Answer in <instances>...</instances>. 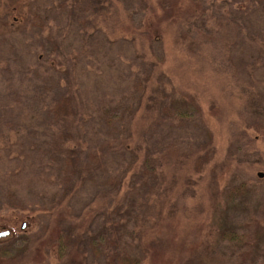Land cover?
Masks as SVG:
<instances>
[{
	"label": "rangeland",
	"instance_id": "1",
	"mask_svg": "<svg viewBox=\"0 0 264 264\" xmlns=\"http://www.w3.org/2000/svg\"><path fill=\"white\" fill-rule=\"evenodd\" d=\"M63 1L0 0V232H8L0 238V264H106L110 251L100 240L107 234L111 250L126 249L139 264H264V238L252 245L221 237V232L241 238L264 230V59L258 56L264 22L256 26L252 18L242 20L244 32L252 35L248 41L225 23L246 16L249 0H103L100 14L87 11L88 0H67L62 6ZM252 5L249 16L259 6L256 18H264V2ZM166 16L182 21L180 33L199 39L195 56L175 45L176 27L160 23ZM155 33L150 51L164 58V79L153 78V90L158 98L159 93L166 96L172 118L140 126L141 113L133 114L140 92L132 90V82L143 77L147 59H139L145 45L136 34ZM47 36L60 42L56 56ZM28 68L37 74L26 76ZM64 70L74 80L85 120L74 142L81 161L97 154L107 176L120 180V186L104 200L98 194L101 186L80 185L59 207L45 212L58 201L59 187L50 171L40 172L38 156L29 153L31 135L39 130L31 125L38 111L29 113L21 103L41 81L50 88L43 95L55 98ZM179 115L189 119L180 123ZM109 124L113 135L105 133ZM206 128L214 147L207 169L193 174L184 168L167 193L158 189L159 173L141 177L148 168L145 145L152 152L165 144L173 152L196 148L206 142ZM127 134L131 148L123 150L118 145ZM136 146L142 150L133 160L130 150ZM174 172L170 168L167 174ZM189 175L193 191L185 192ZM241 186L243 194L231 197L229 191ZM8 195L33 213L9 210ZM21 214L24 219H13ZM93 240L95 253L88 245Z\"/></svg>",
	"mask_w": 264,
	"mask_h": 264
},
{
	"label": "trees",
	"instance_id": "2",
	"mask_svg": "<svg viewBox=\"0 0 264 264\" xmlns=\"http://www.w3.org/2000/svg\"><path fill=\"white\" fill-rule=\"evenodd\" d=\"M64 0L61 5L63 6V3H65ZM87 7L89 10H87V7L85 5V8L87 11H91V14H100L102 12V3L103 0H88ZM143 1L144 0H139ZM176 1V0H175ZM255 0H249V4L247 7V15H241L239 14L236 16L237 19H235V23L232 21H225L222 19L220 21L223 24V21L228 24L233 30V32L237 35L239 33H242L245 35V37L251 40L252 35L250 36V33H245L243 30L242 20H248L252 18L253 20L251 22H255L256 26H259L261 22H264V18L262 14H259V18H256L258 16V7L255 8L253 14L249 16L251 12V7H253L252 3ZM264 2V0H261ZM186 3H188V0H186ZM74 2L70 1L71 11L69 9L68 13L70 12L72 15V12L75 10L73 9ZM259 4V3H258ZM257 5V4H256ZM184 8V6H183ZM250 8V9H249ZM84 11V10H83ZM82 11L80 12V14ZM171 16H166L163 19H160V23L165 22L167 26H175L176 29L178 27H181L182 21H176L174 18H170ZM232 22V23H231ZM89 23V20L86 21V24ZM224 25V24H223ZM223 25L220 24L221 27ZM43 26V24H42ZM225 27V26H224ZM157 32L163 35V28L160 29V26L156 28ZM180 29L176 30L175 35L173 36V41L175 45H177L181 51H185L190 56H195V53L193 52V48L199 45V39L195 40L193 38H190L185 33H180ZM249 31V30H247ZM156 32V33H157ZM220 32V30H218ZM155 33V36H156ZM220 34V33H219ZM89 34L85 33L84 38L88 39ZM137 38H141V41L144 43L145 48H143L142 52L140 53V60L147 59V63L143 67V77L139 79H135L132 83V90L133 91H139L140 95L138 93L137 96V102H136V108L135 113L140 112L141 113V125L147 126V121L149 120H158L159 122H164L172 118V113L170 110V106L167 103V98L163 93H159L161 95V98L156 97L155 91L153 90V84L152 81L153 78L157 79L156 81L161 82V79H164V72L162 71L161 63L164 62V58H159L155 55V53L150 50H152V43L154 41L156 42L158 37L148 35L145 36L141 34H136ZM162 37V36H161ZM48 41L51 42V50L50 53L56 56V52L60 50V42L55 38L45 37ZM134 35L133 41L137 39ZM157 38V39H156ZM156 39V40H155ZM160 39V38H159ZM209 41L217 40L215 37H209ZM92 41V39H90ZM252 41L255 42L254 38ZM251 43V42H250ZM42 46L38 48L37 53L39 54L42 50ZM147 50V51H146ZM259 55L264 59V48L261 46L259 48ZM184 52V53H185ZM40 55V54H39ZM60 64H57L59 66ZM34 69V68H32ZM30 68L27 69L25 72L26 76H28L30 73L33 75L37 74L35 70H32ZM56 73V72H55ZM63 78H58L57 80V89L61 91L60 94H58L55 98L47 99L46 95H43L46 91H48L50 88L47 85V81H41L40 86H34L33 94L29 97L30 99H21L18 101L21 103L24 107L27 108V112H31L32 109H36L38 111V115L34 122H31V125H37L39 130H36L33 132V135H31L33 142L31 146L29 147V153L34 154L38 156V168L40 169V172L47 171L51 172L52 176L55 177L56 182L59 187V198L56 203H54L50 209H44L45 212L49 210H55L56 207H59L61 203L69 199V197L72 195V192L80 185L84 184H93L95 187H99L102 189V191H99V196H102L104 200L107 198H110V194H114L120 186V180H114L111 176H107L106 169L101 163V161L97 158V154L89 153L86 157L87 162L83 163L81 161L80 155L81 150L74 142L78 140V127L83 125L85 120H82L83 115L81 114V104L76 103V97L74 95L73 91V85L74 80L70 77V73L68 70L62 71ZM62 81L63 85L62 87L59 85V82ZM154 82V81H153ZM168 87V83H165V88ZM139 89V90H137ZM160 91V90H158ZM163 92V91H160ZM42 93V94H41ZM263 94L258 96V99H261ZM189 99L192 100V103L195 104L193 96H189ZM15 101V100H14ZM13 101V102H14ZM196 106V105H195ZM198 108V107H197ZM30 116V115H29ZM28 116V118H29ZM97 119L101 122H103V118L100 117V115H96ZM146 117V119H145ZM177 118V119H176ZM175 119L178 121H182L180 123H183L184 120L189 119V116L186 115H179V117H176ZM26 119V118H25ZM150 122V121H149ZM35 127V126H33ZM254 127H257L256 125ZM107 128L106 135H113L114 128L113 124H109V128ZM105 128V129H106ZM144 127H142L143 129ZM128 127H125V130L127 132ZM259 129V128H258ZM112 131V132H111ZM32 134V133H31ZM39 134L40 137L39 138ZM205 138L206 142L197 146L196 148H187L185 151H176L173 152L172 145L165 144L161 149H159L156 152H152L151 150H148L145 145V155H144V163L145 167H148L142 171V178H155L156 173H159L160 179H159V186L158 189L161 188V191L164 193L169 192L170 189H172L173 185H175L174 176L176 173L181 172L184 168L188 167L193 174H199L203 170L207 169L210 164H212V159L214 155V147L212 145V138H211V132L206 128L205 130ZM131 142V139L129 135L127 134V137L123 139L122 146L118 145L119 148L123 150L130 149L131 147L127 145V141ZM168 142V141H167ZM166 142V143H167ZM114 143H110V146ZM142 149L139 147H133L130 150V154L133 160H136V152H141ZM171 169H174V174L172 177H170L167 174V171ZM161 172V174H160ZM158 175V174H157ZM168 180V181H167ZM184 186L186 188L185 192L193 191L192 187L194 185V180L192 177L186 176L184 179ZM164 184V188H162V184ZM241 186L240 188H235L234 190H230L229 193L231 197L241 196L243 194L244 189ZM250 194V192H248ZM10 201L7 202L8 206H10L9 210L11 208H15L18 210V212H26L29 214L33 213V210L28 209L27 207H20L19 205L15 204L12 201L13 196L8 195L7 197ZM167 205V204H166ZM107 206V205H106ZM164 202L161 201L159 208L163 209ZM172 210L177 208L176 206H171ZM159 217L157 216V221L161 219L162 213L158 211ZM21 215L14 216L13 219H24V217ZM28 217H25L27 219ZM31 221H34L32 219ZM164 225V222H162V226ZM22 227V226H21ZM221 237L224 240H228L229 242H236L239 243V240L248 241L249 243H255L256 245L264 238V230L261 232V234L255 233L252 236L248 235H242L241 238H234L230 236H226V233L221 232ZM110 236L107 234L105 238L100 240V244L103 245L105 248H108V251H110L108 256L105 257L107 259L106 264H139V260L136 256H133V253H126V249H123V252H115L114 250H111L109 240ZM106 239V240H105ZM48 241H53L48 240ZM56 241V240H55ZM57 242V241H56ZM112 244V242H111ZM88 245L91 247V252L95 253V249L97 247L96 241H89ZM102 247V246H101ZM163 247V246H162ZM95 248V249H94ZM105 248H99L100 251H102Z\"/></svg>",
	"mask_w": 264,
	"mask_h": 264
},
{
	"label": "water",
	"instance_id": "3",
	"mask_svg": "<svg viewBox=\"0 0 264 264\" xmlns=\"http://www.w3.org/2000/svg\"><path fill=\"white\" fill-rule=\"evenodd\" d=\"M258 177H259V178H262L263 175L260 173V174H258ZM22 227H23V226H22ZM7 234H8V232H6V231H4V232H0V238H1V237H5Z\"/></svg>",
	"mask_w": 264,
	"mask_h": 264
}]
</instances>
